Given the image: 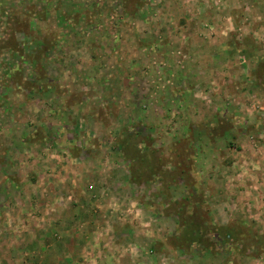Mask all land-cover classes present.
<instances>
[{"label":"rangeland","instance_id":"1","mask_svg":"<svg viewBox=\"0 0 264 264\" xmlns=\"http://www.w3.org/2000/svg\"><path fill=\"white\" fill-rule=\"evenodd\" d=\"M83 241L75 264H264V0H0V264Z\"/></svg>","mask_w":264,"mask_h":264},{"label":"trees","instance_id":"2","mask_svg":"<svg viewBox=\"0 0 264 264\" xmlns=\"http://www.w3.org/2000/svg\"><path fill=\"white\" fill-rule=\"evenodd\" d=\"M125 144L122 143V145H120L122 147L121 153L125 159L129 160L133 164L137 163L136 165H138V162H139L140 166L142 165L143 167H145V171H146L148 179L153 178L155 175H159L160 172L157 169L156 163L150 157H148V155L140 153L139 158H134L133 156L134 153L138 154V152L134 150L133 154H129V151L127 150L129 148L128 146L126 148ZM179 218H180V222L183 224V227H182L180 236H178V239L183 241L184 242L183 245L185 246L190 245V244L198 245L199 237H202L201 236L202 234L204 236V233H203L205 231L204 228H202L194 220V218L188 221L184 220L182 216ZM207 234L209 235V238L206 239V242L210 243L209 246H211L212 241H215L218 245L219 244L225 245V242L236 244L238 240L242 238L240 236L239 230L235 231L234 228H228V229L214 228L213 230L208 231ZM211 247H213V245ZM242 247H247V246L241 244V248Z\"/></svg>","mask_w":264,"mask_h":264},{"label":"crops","instance_id":"3","mask_svg":"<svg viewBox=\"0 0 264 264\" xmlns=\"http://www.w3.org/2000/svg\"><path fill=\"white\" fill-rule=\"evenodd\" d=\"M63 243V244H62ZM49 244V242H47L44 246H42V247H45V246H47ZM52 245H54L53 243H52ZM52 245H51V247H52ZM58 245V246H57ZM69 245L70 244H65L64 242H57L56 244H55V246H57V249H60V247L62 248V247H65V246H67V247H65L67 250H68V254H69V257H68V259H71L70 261L72 262V263H74L75 264V260H77L78 259V257H79V252L81 253V249L84 247V245H86L85 244V242L83 241V242H76L75 244H73V246H71V247H69ZM55 246H53V248L55 247ZM42 247H39V245L38 244H32L31 242H29L27 245H26V248H39V249H41ZM69 250H70V252H69ZM57 255V254H56ZM39 258H35L34 260H31L30 261V264H35L36 262L38 263L39 262V259H43L42 258V256H38ZM7 258H9V257H7ZM64 257H63V254L62 253H58V255H57V260L60 262V260H62ZM9 261V262H8ZM8 261H4V264H15L14 262H13V260L11 259V257L9 258V260Z\"/></svg>","mask_w":264,"mask_h":264}]
</instances>
